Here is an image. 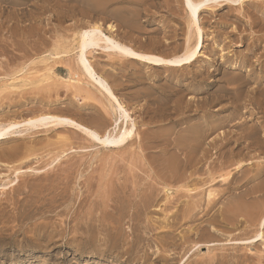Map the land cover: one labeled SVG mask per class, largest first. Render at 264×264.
<instances>
[{"label": "rangeland", "instance_id": "obj_1", "mask_svg": "<svg viewBox=\"0 0 264 264\" xmlns=\"http://www.w3.org/2000/svg\"><path fill=\"white\" fill-rule=\"evenodd\" d=\"M196 2L204 47L183 67L89 55L130 114L123 142L61 127L0 143V264H264V0ZM186 4L0 0V124L15 134L12 124L69 117L104 137L116 114L81 76L79 34L101 26L138 52L180 58L197 43ZM17 172L18 188L2 190ZM105 201L123 220L81 244L78 220ZM241 201L263 213L256 224L233 208ZM133 208L145 212L139 231ZM191 212L201 213L183 220ZM113 233L128 243L116 247Z\"/></svg>", "mask_w": 264, "mask_h": 264}, {"label": "bare ground", "instance_id": "obj_2", "mask_svg": "<svg viewBox=\"0 0 264 264\" xmlns=\"http://www.w3.org/2000/svg\"><path fill=\"white\" fill-rule=\"evenodd\" d=\"M196 1L197 0H186V3H187L186 6H187V9H188V13H189L188 15L190 16L189 17L190 18L189 25H190V27L194 26L195 30L193 29V32L195 31V33L197 35V43H196L195 51H193L191 53H188V54H186V55H184V56H182L180 58L167 59V58H163V57H160V56H157V55H153V54H146V53L138 52L135 49H133V48H131V47L127 46V45H124L123 43L117 41L115 38L107 36L104 33V31L101 28V26H94L90 30H83V32H81L79 34L78 47H77L78 52H77L76 62H77L78 68L81 71V76L84 77L88 81V83H90L94 87H96L105 96V98L108 100L109 104L111 105L112 109H114L115 114H116V119L114 121V125H113L112 129L107 134H105L104 137H100L99 134H97L92 129H89L88 127L78 123L77 121H75V120H73V119H71L69 117H60V116H51L50 115V116H41V117H38L36 119L27 120V121L23 122L22 125L12 124V125L16 126L17 128H21V129L26 127V130H24V129L21 130L20 129V132L19 133H15V134L11 133L9 131V129L4 128L2 126V124H0V143L8 141L10 139L11 135H18V136L22 137L24 135V133H23L24 131L25 132L26 131L27 132L28 131L31 132L32 130H37L38 131V130H42V129H46V130L47 129H52V128H57L58 129V128H61V127L70 128V129H73L75 131H81V133L86 134V136H88V137H91L92 140H94V142H96V140H97V141H100V143L106 144V145L113 144L115 142H123L125 140V137L127 136V131H126V129H123V126L120 125V122L121 121H123L124 123L128 122L130 120V114L127 111L126 107L122 104L120 99L113 92V89L110 86V84L106 80L102 79L98 75V73L96 72V69L94 68V65L92 64V62H91V60L89 58V55L91 53L97 52V51H99L101 49V50H105L106 53H107V51H111V52H108L107 54H111L112 53V54H116V55L122 56V57H131V58H133L135 60L144 62V63H146L148 65H153V66L183 67V66L187 65L188 63H190L192 61H195L202 54V49L204 47V35H203L202 29L200 27L199 12L202 10L203 7L206 6L205 3H197ZM205 1H207V0H205ZM224 1H228V0H224ZM248 1L249 0H229V2H232V3L239 2L241 4H244V3L248 2ZM219 5H220V7L221 6L223 7L226 4H224L222 2V3H219ZM110 31L112 33H115L116 30H115L114 27H111ZM53 58H54V56H53ZM49 71H52V70H49ZM48 73H51V72H48ZM17 74H19V73H17ZM53 75L54 74H52V76ZM42 77H44V75H42ZM30 81H33V79L30 80ZM70 82H69V84H70ZM78 84H80V83H78ZM53 86H54V89H55L56 84H53ZM53 86L51 85V87H53ZM58 141H60V140H58ZM53 148L54 147H52V149ZM20 152H22V151H20ZM34 172H36V171H34ZM16 177H17L16 178L17 179L16 182H13V181H12V183L10 182L12 184V185L10 184L11 185L10 187H4V186L2 187L1 186L2 190H7V189L16 190V188H18V185L20 184L19 172H17V176ZM7 186H9V185H7ZM241 197H239V198H241ZM244 197H242V198L244 199ZM142 198H144V197H142ZM210 199H211V202H213L214 199L213 200H212V198H210ZM245 199H246V204H247L248 203L247 202V198L245 197ZM0 203H2V202H0ZM200 203L201 202H199V204ZM238 203H240V202H238ZM246 204H245V206H247V205L250 206L249 204H247V205ZM242 205H244V202H242L241 205L240 204L238 206L236 205V207L233 206V205L232 206H233L234 209L236 208V210H237L238 207L240 208V210L242 209L243 212H241L238 209L239 213L240 212L244 213L247 218L252 219V222H253V220L255 221V219H257V222H258L261 219V218L259 219V217L263 216L262 215L263 213H260L259 212L260 210H258L257 208H255V210L257 209L258 213H257V211L255 212L254 210H252L250 207L242 208ZM111 207H112V205L109 203V201H105L104 208L99 213H96V212L93 211V212H90V213H88L86 215V217H87L86 220L85 219H79L78 220V222L76 224V231H77L76 232V238H77V240L79 242L84 240V243H85V241L86 242H91V243L92 242L93 243H95V242L97 243V241L99 239V235H101V233H102V231L104 229L103 227H105L104 220H106L108 218H112L114 220L116 219L115 218L116 217V213H115V211L113 209L111 210ZM186 210L187 209H185L184 211H186ZM189 210H191V209L189 208ZM118 211L121 212V214L119 216V219H116V220L122 221L123 219H121V218H123V213H122L121 210H118ZM187 212L189 213L188 210H187ZM184 213H186V212H184ZM184 213L182 215V218H184L183 220H186L187 218L189 220H193V219H196L198 217L199 213H201V212H197L196 214H192V212H191L192 215L188 214V213L187 214H184ZM129 214H130L129 218L131 217L130 220L131 221L135 220L136 227H137V229L139 231L140 223L143 221V218H144L143 216L145 215V212L143 210H139L138 208H133L132 213H131V211H129ZM99 215L101 217H99ZM100 218H101V220H99ZM143 222H145V221H143ZM254 223L256 224V221ZM260 225L261 226L264 225V218L261 219ZM83 233H86V234L90 235L89 236L90 238L89 237H87L86 239L83 238ZM261 237H262V234L259 232V235H257V239L259 240ZM111 239L113 240V244L116 245V247H122L124 244L128 243V240L125 239L123 236H121L119 233L118 234H114V233L111 234ZM138 241H139V235L136 236V239L133 241L132 246H130L128 248V253H130L131 255L134 253V248H135L136 244L138 243ZM81 244H82V242H81ZM83 249H84V247H83Z\"/></svg>", "mask_w": 264, "mask_h": 264}]
</instances>
